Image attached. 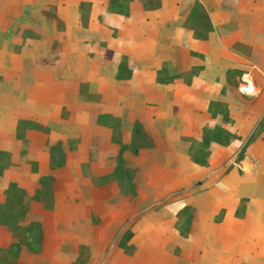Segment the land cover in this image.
<instances>
[{
  "label": "crops",
  "instance_id": "crops-1",
  "mask_svg": "<svg viewBox=\"0 0 264 264\" xmlns=\"http://www.w3.org/2000/svg\"><path fill=\"white\" fill-rule=\"evenodd\" d=\"M125 1L0 0V191L52 197L15 264H264V126L191 157L223 87L264 96V0Z\"/></svg>",
  "mask_w": 264,
  "mask_h": 264
},
{
  "label": "rangeland",
  "instance_id": "rangeland-1",
  "mask_svg": "<svg viewBox=\"0 0 264 264\" xmlns=\"http://www.w3.org/2000/svg\"><path fill=\"white\" fill-rule=\"evenodd\" d=\"M236 71L237 70L229 71L233 82L236 80ZM248 82H250V79ZM233 86L234 84L231 83V85L223 87L221 93L228 91L230 99L213 102V108L219 111L221 121L224 122L225 126L234 130L233 134L231 133L232 136H235V138L241 142L243 139L252 136L258 129L262 128L261 125H264V96L256 93L254 94L251 90L242 88L241 84H237V90L233 89ZM28 123L33 125L36 124L35 121H30ZM220 127L226 130L225 127ZM242 152L243 148H239L236 153L237 157L241 156L243 154ZM39 183L40 188L37 189V192L29 196V199H27V197L24 198L26 201L25 213L20 220H16V223L23 227L11 228L0 223L7 227L6 230H0V236L7 239L8 236H10V233L12 237L7 247L0 246V261L4 263L15 264L21 246H24L29 252H35L39 249V244L37 250L33 251V249H31L35 248L36 244L41 242L42 231L39 220L34 218V215L36 214L35 209H31L32 212H30V214L27 213L29 201L32 199L35 201L39 200L45 208H49L52 202V197L49 194V179L44 182L39 180ZM3 190L4 189L0 191V202L5 198ZM36 222L38 223V226L36 227L35 225H29V223L35 224ZM258 230L259 229H256V231ZM27 241L30 246L25 243ZM80 256L81 255H79V257Z\"/></svg>",
  "mask_w": 264,
  "mask_h": 264
},
{
  "label": "trees",
  "instance_id": "trees-1",
  "mask_svg": "<svg viewBox=\"0 0 264 264\" xmlns=\"http://www.w3.org/2000/svg\"><path fill=\"white\" fill-rule=\"evenodd\" d=\"M143 4L146 5V2L143 1ZM87 5H88L87 1H81L79 3V6L81 8H84ZM107 8L109 10H113L121 14L127 13V3L125 0H108ZM195 8L199 12L203 20L202 22L205 23L206 27H209V21H208L207 15L205 11L203 10L202 6L197 4ZM263 126L264 125H261V127ZM231 136L232 134L224 130L223 128H221L220 125L215 124L213 128L211 129L204 127L202 136H201V142L199 146L195 148L191 153L192 159L196 162H200V163L204 162L205 156L207 153V144L211 138L219 139V140L222 139L226 141ZM49 178L50 177L47 174V175L40 176L39 180L44 182L46 180L48 181ZM3 192L5 194V198L2 202H0V223H3L11 228L23 227L22 225L16 223V220L17 219L20 220L23 217V214L25 213V210H26V204H25L26 201L24 199L26 195H25L24 190L21 187H19L15 182L10 181L5 186ZM190 209H191V206L186 205L178 211V214L183 213V212H189ZM29 225H32V226L35 225L36 227L38 226V223L37 222L35 224L29 223ZM25 243L29 245L28 241ZM38 244L39 243L36 244L35 248H31V249H33V251L37 250Z\"/></svg>",
  "mask_w": 264,
  "mask_h": 264
}]
</instances>
